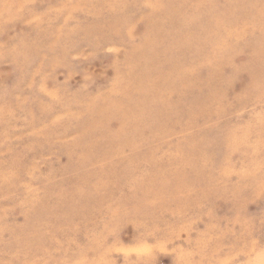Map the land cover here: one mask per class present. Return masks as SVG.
Here are the masks:
<instances>
[{
	"label": "rangeland",
	"instance_id": "rangeland-1",
	"mask_svg": "<svg viewBox=\"0 0 264 264\" xmlns=\"http://www.w3.org/2000/svg\"><path fill=\"white\" fill-rule=\"evenodd\" d=\"M0 264H264V0H0Z\"/></svg>",
	"mask_w": 264,
	"mask_h": 264
},
{
	"label": "bare ground",
	"instance_id": "bare-ground-1",
	"mask_svg": "<svg viewBox=\"0 0 264 264\" xmlns=\"http://www.w3.org/2000/svg\"><path fill=\"white\" fill-rule=\"evenodd\" d=\"M177 24H178V27H179V23H177ZM179 29H180V27H179ZM161 42L165 44V42H166L165 37L161 38ZM145 45H146V47L149 50L153 51L154 50V46H155V40L148 41ZM164 46L165 45H163V47ZM163 47H162V49L159 47L160 50H156L155 49L154 50L155 53H152V54H149V53L144 54V53H142L141 54L142 55L141 56V60L144 62L145 65L147 63H150V65H151L154 61L158 60L159 63L161 61V64L164 67L167 66V65H171L170 62L173 60L174 64H175L174 67H176V68L180 67L179 64H181V59L180 58L176 59V57L178 55H180L181 50L177 47V55L172 56V55H166L164 50H163ZM151 55H155V59L153 60V62H152V56ZM150 65L148 67L152 68L151 71L153 72L152 73V75H153L155 73L154 66H157V65H155L154 63L152 64V66H150ZM161 69H162V67H161ZM161 69L159 70V72H161ZM169 69L171 70V68H169ZM162 71H163V69H162ZM172 72H173V70H172ZM161 74H162V72H161ZM159 75H160V73L158 75H156V77L157 76L161 77ZM148 77H146V78L148 79ZM158 77H157L156 80H152L151 84L149 83L150 84L149 88L145 87L144 83L140 84L138 82V83H134V85H132L129 89H126V90H123V91L119 92L121 94V101H123L125 103L123 106H125L128 103H130L129 106H128L130 111H126V108H124V107L121 109V107L117 104L120 107V110H118L115 113V116H118L117 118H120V119H122L121 121H124V123L120 127H118V129H117L118 133L122 134V132H126V130L132 125L135 126V130L137 129V131H142V130H145L147 128H150V126L153 125V124H157V125H159V128H161L163 131H167V129H165L164 126L160 125V122H158L159 120H157V119L160 118L161 116L170 114V106H169L168 103L164 102L163 97H161V96H172L171 95L172 92H170L169 94H167V93L164 94V92H167V91L163 92V90L160 88V85H162V82H160V80H159V83H158V79H159ZM173 77L175 78V76H173ZM143 79H144V77H143ZM149 79H150V77H149ZM149 81L151 82V80H149ZM153 81L155 82V86L152 85L154 83ZM156 81H157V83H156ZM140 82H143V80L140 81ZM164 82H166L165 79H164ZM191 86H192V83H191V81H189L188 83H186L183 86H181V88L186 89V88H190ZM178 87L179 86L176 83V84H173L172 90L170 88L169 89L171 91H173V93H175V95H176V93H178L179 90H180V89H178ZM164 90H167V89H164ZM177 99H179V98H177ZM114 102L115 101H110L108 105H104V106L100 107L98 109V111H97V114H99V112H107V111H109V113H113L114 110L116 109V108H114V105H115ZM119 103L121 104L120 101H119ZM180 103H181V101L177 100V101L170 102V105H172L176 110H178V107H179ZM98 116H100V115H98ZM163 136H165V135L163 134Z\"/></svg>",
	"mask_w": 264,
	"mask_h": 264
}]
</instances>
